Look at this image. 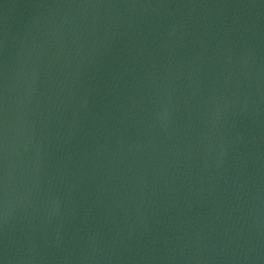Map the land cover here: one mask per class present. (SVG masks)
<instances>
[{"label": "water", "instance_id": "obj_1", "mask_svg": "<svg viewBox=\"0 0 264 264\" xmlns=\"http://www.w3.org/2000/svg\"><path fill=\"white\" fill-rule=\"evenodd\" d=\"M0 264H264V0H0Z\"/></svg>", "mask_w": 264, "mask_h": 264}]
</instances>
